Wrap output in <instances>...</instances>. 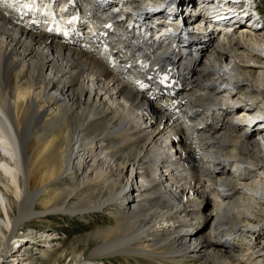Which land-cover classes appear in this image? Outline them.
<instances>
[{
    "label": "bare ground",
    "instance_id": "1",
    "mask_svg": "<svg viewBox=\"0 0 264 264\" xmlns=\"http://www.w3.org/2000/svg\"><path fill=\"white\" fill-rule=\"evenodd\" d=\"M184 1L176 5L175 0L173 6L181 14L190 9V17L215 9ZM229 1L224 4L232 3L225 7L227 11L216 9L217 20L231 11L236 19L242 15L239 25L245 26L229 41L215 42L213 48L207 45L212 48L209 54L197 50L202 56L198 62L196 52L189 58L193 63L188 59L180 66L183 58L173 47L163 46L161 55L153 56L154 42L140 48L115 39L116 48L130 57L126 64L137 73L156 68L174 77L179 74L174 66H180L184 76L191 74L183 85L184 89L191 86L184 113L174 108L170 120L163 119L160 100L135 92L110 70L111 63L107 67L100 60L99 53L70 48L44 33L42 21L16 24L0 10L1 245L8 246L12 239L20 244L23 238L36 242L32 229L13 237L16 228L33 218L112 215L116 206L122 211L114 215V224L95 230L93 237L99 244L83 259L88 264L113 256L124 264H132L130 259L134 264H264V118L255 123L257 128L250 126L251 118L262 117L254 113L264 105V13H250L252 0H236L241 2L238 8L233 7L234 0ZM248 24L262 28L252 33L246 29ZM103 32L102 36H109L108 30ZM187 38L190 49L204 44L198 36ZM223 70L242 85L239 90L246 104H233L231 96L227 104L220 103L218 94L226 83ZM89 83L95 85L93 89ZM35 90L40 101L32 95ZM121 100L125 105L116 103ZM120 104L139 115L123 111ZM261 112L264 115V108ZM77 132L86 143L75 163ZM95 141L116 169L104 167L97 158ZM167 145L183 173L167 174L164 179L158 167L165 169L161 156ZM137 170L152 184L129 185ZM78 173H84V178H77ZM164 180L175 183V194L166 189ZM156 196V203L146 202ZM207 200H216L210 210H206ZM60 247L45 252L51 264L62 261ZM16 251L5 253L0 264L22 257ZM76 256L85 255L79 249L65 260L70 257L69 264H82Z\"/></svg>",
    "mask_w": 264,
    "mask_h": 264
},
{
    "label": "rangeland",
    "instance_id": "2",
    "mask_svg": "<svg viewBox=\"0 0 264 264\" xmlns=\"http://www.w3.org/2000/svg\"><path fill=\"white\" fill-rule=\"evenodd\" d=\"M197 1H199V0H197ZM200 1H202L203 3H205L206 5H209V6L214 5V6H216L215 8H221L224 4L230 2V1H225V0H215V1L200 0ZM243 1H245V0H243ZM184 2L191 3V0H185ZM194 2L195 1H192V3H194ZM232 2L234 3V1H232ZM252 2L254 3V7L252 8L254 10H252V12H250V13H253V12L256 13L257 12L258 14H263L264 13V0H252ZM180 6L184 7L183 2L180 4ZM205 9H207V7ZM222 11H224V10H222ZM225 11H227V10H225ZM190 13H191V10L188 9L185 16L187 18H189L190 15L193 14V13H191V14ZM231 14L232 13H229V15H231ZM256 16H258V15H256ZM243 21L244 20L242 19V15H240L235 20L234 25H239ZM262 27H264V25H262ZM262 32H264V30H262ZM222 73H223V79L226 81L225 85L228 84V87L233 88L234 90L236 89V91L234 93V91H231L229 89H222L221 88V90H223V92H220L218 94V98L220 100V103L221 104H227V102H228L227 97L231 96V98H232L231 100L234 102L233 104H236L238 106H242V105L246 104L244 99H243V96H242L243 92H242V90H239V88L242 87V85H239V82L236 81V79L233 80L232 73L229 72L228 70H227V72L223 70ZM46 75L50 76L49 73H46ZM105 85H107V84L105 83ZM87 86L89 89H93L95 85L92 83H89V84H87ZM106 87H108V86H106ZM52 94H57V93L54 92ZM32 95L34 98H37V100L40 101V97H39L40 95H39L38 90L33 91ZM116 103L124 104V102L122 100L116 101ZM121 104H120V106H121L123 111L127 110L126 112H131L135 117L139 115V113L137 111L132 110L133 111L132 112L131 110H129V108H127L128 106L123 108V106ZM259 104H260V102H259ZM52 108L53 107H48L47 111L52 112L53 111ZM149 108H151V107H149ZM263 108H264V105L262 103L260 105L259 109H257L256 112L254 113L255 117L260 116L261 114H262V117L255 118V120L253 118H251L250 121L252 123L250 124V126L252 128H257L255 123H257L261 118H264V115L261 112V110ZM238 124H241V123L238 122ZM234 125H237V124H234ZM137 129H139V128H137ZM75 137L77 138L76 143L74 145L76 157H77V159L75 160V163H76L78 158H80L79 156H82V153H83L82 150H80L81 148H83V147H81V145L83 146L86 142L84 140L83 135L80 132H77ZM97 144H98V142L95 141L92 145V147L97 151L96 152L97 158L102 160L104 167L109 165L111 168H113V170L116 169L115 165L112 164V162L109 160L108 157H106L107 155H106L105 151H101V150L97 149L99 146ZM166 149L169 150L170 148L167 147V148H165V150ZM90 167H92V162L88 163L85 172L89 173ZM158 169L161 170V168H159V167H158ZM175 169H177V168H175ZM141 172H142L141 170L135 171L136 176H134V178H133L134 180H132V182L129 181L130 183H128V184L134 185L135 187L137 186L136 185L137 182L147 184L144 179H142V178L137 179V177L140 175ZM160 172L162 174V171H160ZM177 174H179V172ZM166 175L167 174H162V176H164V179L166 178ZM84 176H85L84 173L83 174L78 173L76 175V177L79 179L84 178ZM147 188H149V187H147ZM199 192H201V189H199ZM158 197L159 196L149 198L148 200H146V202L156 203ZM207 201H209V200H207ZM215 202H216V200H210L208 202V207L206 206V210L212 209L214 207V204H216ZM218 202H220V201L218 200ZM13 203H14V201H13ZM13 205L14 204H12V206ZM203 205H207L205 200L203 202ZM118 210H121V209L119 207L114 206L113 211H112V213H113L112 215L105 214L104 212H102L101 214L86 216L82 219L76 218L74 216H69V215H63L62 217L54 215V216H49V218H47V219L41 217V218H33L29 221H26L22 227L16 228L15 233L13 234V237L22 236L23 232L30 233V230L32 229L34 232V234H32V235H33V237L36 236V238H35L36 242L32 243V241L29 240L30 238H23L22 240L20 239V241H22V242H20L21 243L20 245H22V246L19 247V249H17V250L19 251L18 254L21 255L22 257H20V256H17L18 258L14 257V259L4 261V264H21L19 259H22L26 262L23 264H51L52 259H47V257L44 256L45 252L48 251L50 253V252H52L53 249H56L59 246H61L59 249V252L62 251L65 253V254L63 253L62 261L59 264H69V259H71V258L69 257V259H67V260H65V258H68V256H70V254L72 252L77 251L79 249L83 251L85 256H83V257L76 256V259L79 260L78 261L79 263L88 264L86 261H83V259H87L88 255H86V254H89L90 251L99 244V240H97L95 237H93L95 230L102 229V228H104V226L106 228L107 225L114 224V215L117 214ZM183 217H184V215H183ZM261 221L264 223V215L262 216ZM50 234H52V235L49 236ZM87 237H88V242H86L87 247H85L84 239H87ZM50 239L53 241H50ZM8 243H9L8 246L0 244V261L3 259L5 253H8V255H11L13 253V251H16V248L18 247V244H19V242H18V244L16 243L15 239L14 240L12 239ZM194 245H195V242H193L191 244V246H194ZM71 247H73V249H71ZM49 249H50V251H49ZM71 250H73V251H71ZM130 261L132 264H134L133 260L130 259ZM96 262H94L93 264H124V260H122L119 256L109 257V259H105V260H102L100 262L96 261Z\"/></svg>",
    "mask_w": 264,
    "mask_h": 264
}]
</instances>
